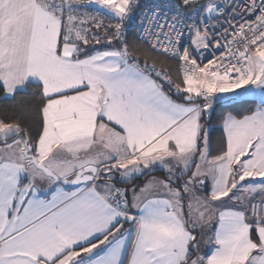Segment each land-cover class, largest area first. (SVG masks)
Wrapping results in <instances>:
<instances>
[{
	"label": "snow or ice",
	"instance_id": "1",
	"mask_svg": "<svg viewBox=\"0 0 264 264\" xmlns=\"http://www.w3.org/2000/svg\"><path fill=\"white\" fill-rule=\"evenodd\" d=\"M0 264H264V0H0Z\"/></svg>",
	"mask_w": 264,
	"mask_h": 264
}]
</instances>
